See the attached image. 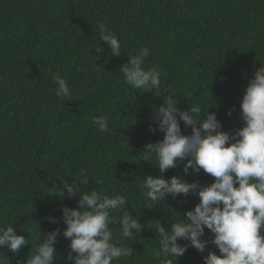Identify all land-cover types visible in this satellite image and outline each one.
<instances>
[{"label":"trees","instance_id":"trees-1","mask_svg":"<svg viewBox=\"0 0 264 264\" xmlns=\"http://www.w3.org/2000/svg\"><path fill=\"white\" fill-rule=\"evenodd\" d=\"M100 23L118 36L120 57L108 55ZM99 45L103 55L94 48ZM142 46L151 49L145 69L162 72L158 93L133 89L120 72ZM260 65L264 0H0V226L30 235L32 245L18 254L0 247V264H17L31 254L40 230L66 227L60 209L75 207L79 196L60 198L59 176L86 179L82 189L124 194L125 208L113 215L130 211L144 225L138 237L123 241L132 256L114 264H161L153 255L160 239L157 221L168 230L178 212L198 199L169 197L156 207L144 196L143 177L159 172L146 146L163 138L149 131L152 116L172 95L181 109L200 103L215 111L224 130L240 127L239 104ZM56 75L67 80L69 97L55 95ZM102 115L109 132L92 124ZM181 128L191 131L182 122ZM175 174L179 168L165 176ZM187 179L205 184L213 178L201 171ZM52 216L59 225L49 222ZM110 227L119 240L118 223ZM211 237L205 229L204 238ZM67 244L61 235L54 264H69ZM209 249L219 255L211 243L205 255ZM178 264H203L202 255L189 247Z\"/></svg>","mask_w":264,"mask_h":264},{"label":"clouds","instance_id":"clouds-1","mask_svg":"<svg viewBox=\"0 0 264 264\" xmlns=\"http://www.w3.org/2000/svg\"><path fill=\"white\" fill-rule=\"evenodd\" d=\"M100 41L108 45V55L120 57L121 43L118 36L104 23L98 25ZM103 55L102 46L94 47ZM151 49L141 47L129 54L120 65L125 82L144 93H158L162 86V72L158 68L145 69V59ZM57 97H69L71 91L65 78L54 76ZM172 95L163 98L149 124V131L163 134V138L149 143L146 149L154 154L157 175H146L141 182L144 196L152 204H166L168 198L188 197L198 199L191 209L185 210L166 230L157 221L158 248L154 257L161 264H178L189 247L196 249L203 264H264V65L255 70L244 89L239 117L242 126L224 130L215 111L203 108L200 103L181 109ZM216 107V105H215ZM211 108V107H210ZM234 109L227 110L231 116ZM191 129L186 133L181 128ZM107 116L93 117L92 124L98 131L109 132ZM180 169L181 174L166 177V171ZM201 171L212 177L211 183L202 184L197 177ZM64 179L60 198L79 196L75 207L62 205V230L59 226L44 233L40 230L34 251L17 261V264H54L58 259L56 244L62 235L67 241L65 259L69 264H114L132 256L133 248L123 244L125 239H135L144 225L137 216L125 211L120 217L113 213L127 204L124 194H104L96 188L82 189L86 179ZM97 183H100L99 181ZM183 203V201H178ZM150 208V207H149ZM169 211L172 208L168 205ZM49 222L59 225L55 216ZM119 225L120 238L114 236L112 224ZM205 229L211 240L205 239ZM187 241V243H181ZM209 243L219 250L208 248ZM30 245V235L17 234L13 225L0 226V247L20 253Z\"/></svg>","mask_w":264,"mask_h":264}]
</instances>
